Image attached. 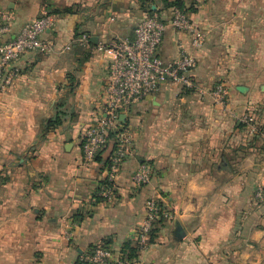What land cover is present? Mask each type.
Here are the masks:
<instances>
[{"label": "crops", "instance_id": "crops-1", "mask_svg": "<svg viewBox=\"0 0 264 264\" xmlns=\"http://www.w3.org/2000/svg\"><path fill=\"white\" fill-rule=\"evenodd\" d=\"M154 2L0 0V15L13 18L9 38L46 11L53 27L44 38L54 43L49 54L21 57L14 64L19 76L0 95V264H77L97 245L116 258L130 246L134 264H264V187L252 217L253 185H264V148L251 144L242 122L257 104L264 114V0L187 1L195 8L187 16L207 38L197 85H224L227 107L171 83L135 104L122 115L132 149L117 200L98 199L109 152L89 161L81 145L105 104L111 56L100 47L132 39ZM83 36L90 41L81 46ZM180 38L167 29L163 61L176 58ZM59 112L62 124L49 129ZM260 123L263 131L264 115ZM142 163L151 166L152 180L137 189L132 176ZM151 198L173 220L140 251L136 234ZM178 223L182 240L175 238Z\"/></svg>", "mask_w": 264, "mask_h": 264}, {"label": "built area", "instance_id": "built-area-1", "mask_svg": "<svg viewBox=\"0 0 264 264\" xmlns=\"http://www.w3.org/2000/svg\"><path fill=\"white\" fill-rule=\"evenodd\" d=\"M162 14V13H161ZM9 14L0 15V95L5 94L19 76L14 64L31 52L49 54L54 43L44 38L53 27V21L46 11L35 22L28 24L13 39ZM181 35L177 42V56L170 62L163 61L159 49L163 44L167 29ZM206 35L183 12L173 10L170 17L152 14L140 22L132 39H118L101 46V51L111 56L107 68L104 90L105 104L98 122L86 128L82 135V152L85 159L94 161L109 152L105 166V179L97 196L106 203H114L118 196V178L130 156L132 140L130 134L121 127V116L135 104L157 95L161 87L171 83L180 92H197L201 98H211L223 108L227 107L228 90L224 85L200 88L194 71L198 65V51L206 43ZM89 38L83 36L78 43L84 46ZM70 50L71 47H66ZM243 123L248 124L251 133H257L254 114H245ZM152 180V168L142 163L132 176L133 185L139 189ZM262 194V192H259ZM173 215L157 198L146 203V217L137 231V248L146 249L154 230L171 222ZM80 264H134L128 255H120L97 245L80 259Z\"/></svg>", "mask_w": 264, "mask_h": 264}, {"label": "trees", "instance_id": "trees-1", "mask_svg": "<svg viewBox=\"0 0 264 264\" xmlns=\"http://www.w3.org/2000/svg\"><path fill=\"white\" fill-rule=\"evenodd\" d=\"M187 1L188 0H155L154 5L148 7L149 8V13L150 14H159L161 13V11H167L170 9H174V10H178L180 12H183L187 15V12H195V8L194 7H187ZM161 7V10H159V8ZM154 8L156 10H154ZM66 115L63 112H59L57 114V116L50 120L48 122V128H52V127H58L62 124V119L65 117ZM258 124V123H257ZM260 133V132H259ZM100 202H102V200L100 198H98ZM158 227L154 230V232L151 235V238H153L155 232L157 231ZM125 249V252L129 258L133 259V257L135 256L136 250L131 248L130 246H127ZM77 264H80V262H78Z\"/></svg>", "mask_w": 264, "mask_h": 264}, {"label": "rangeland", "instance_id": "rangeland-1", "mask_svg": "<svg viewBox=\"0 0 264 264\" xmlns=\"http://www.w3.org/2000/svg\"><path fill=\"white\" fill-rule=\"evenodd\" d=\"M191 7V5L189 6V8ZM166 11V10H165ZM164 11V12H165ZM166 12H169L168 10L166 11ZM254 109H251V111H249V112H251L252 114H254L255 115V117H256V122L258 123L257 124V126H258V128H257V133L255 132V133H251L250 132V127L248 126V124H246V123H243V126H245V128L247 129V132H248V134L250 135V138H251V144H254V146L257 148V150L259 151L260 149V147L261 148H264V130L263 131H260V128H262V126H260V118L264 115L263 114V111H262V106H260V104H257V105H255V107H253ZM261 116V117H260ZM241 118L242 117H237V121L238 120H241ZM260 132V133H259ZM262 150V149H261ZM263 152H264V150H262ZM258 153V152H257ZM263 187H264V185H262V183L259 185V184H254L253 185V197H252V199H253V208H252V217L253 216H255V213H256V215H259L256 211L258 210L257 208H258V206H259V196H257L256 197V195H258V194H256L255 195V193H259L260 192V189H263ZM254 220L256 219V217H254L253 218Z\"/></svg>", "mask_w": 264, "mask_h": 264}, {"label": "water", "instance_id": "water-1", "mask_svg": "<svg viewBox=\"0 0 264 264\" xmlns=\"http://www.w3.org/2000/svg\"><path fill=\"white\" fill-rule=\"evenodd\" d=\"M238 91L244 94V93L247 92V88H245V87H239L238 88ZM124 117L125 116H121V121L124 120ZM184 237H185V232H184L183 228L181 227V225L178 223L176 225L175 238L177 240H182Z\"/></svg>", "mask_w": 264, "mask_h": 264}]
</instances>
